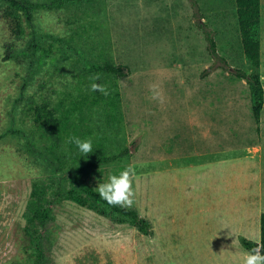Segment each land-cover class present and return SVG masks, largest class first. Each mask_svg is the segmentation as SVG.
<instances>
[{"label":"rangeland","instance_id":"obj_1","mask_svg":"<svg viewBox=\"0 0 264 264\" xmlns=\"http://www.w3.org/2000/svg\"><path fill=\"white\" fill-rule=\"evenodd\" d=\"M200 20L212 31L218 59ZM34 28L36 42L31 30L14 39L0 12V264L36 259L25 233L27 204L33 183L48 178L51 168L41 144L39 150L31 145L41 135L28 108L77 94L88 83L87 62L103 56L130 73L118 80L122 123L107 129L97 117L93 134L101 127L109 147L128 145L132 154L86 180L97 187L132 165L131 207L152 223L153 235L63 201L54 208L46 256L53 264H243L248 251L231 234L239 226L218 206L231 191L208 193L202 177L208 168H189L198 160L234 157L245 167L249 155L251 167L261 162L264 187V108L257 124L247 80L236 74L253 70L243 53L235 0H107L39 11ZM262 34L264 80V18ZM153 84L161 99H152ZM204 113L221 124L228 147L219 155L212 152L216 141L190 125Z\"/></svg>","mask_w":264,"mask_h":264},{"label":"trees","instance_id":"obj_2","mask_svg":"<svg viewBox=\"0 0 264 264\" xmlns=\"http://www.w3.org/2000/svg\"><path fill=\"white\" fill-rule=\"evenodd\" d=\"M104 1L107 0H0V12L14 39H23L31 30L36 42L39 32L34 24L39 11H59ZM235 3L243 53L253 70L251 73L239 70L236 74L247 80L251 92V111L255 122L260 124L264 108V87L260 74L261 0H235ZM194 5H197L195 1ZM199 26L205 32L210 53L218 59L217 43L212 31L201 20ZM13 48L14 44L8 46L10 51ZM96 73L101 75L97 83L105 85L110 95L103 96L90 91L92 81L88 79L85 88L79 89L77 94L68 95L57 104L49 101L41 104L33 102L28 108L41 135L31 145L38 149L41 144L39 153L45 156L51 168L48 178L33 183L27 204L25 233L33 250L32 256L36 258L34 264H53L46 256L45 244L51 237L49 225L55 218L54 208L63 201L92 210L115 224H128L146 235H153L152 223L136 208L109 205L93 190L96 187L86 180L94 170L122 163L132 154L128 145L109 147L106 143L108 138L101 127H98L99 135L93 134V124L97 117L103 119L107 129L122 123L124 116L118 80L128 76L130 69L103 56L87 62L86 74L91 76ZM71 136L82 140L91 139L92 152L86 156L75 145L66 144ZM239 241L248 252L258 245L264 247V213L261 215L260 243L243 236L239 237Z\"/></svg>","mask_w":264,"mask_h":264},{"label":"crops","instance_id":"obj_3","mask_svg":"<svg viewBox=\"0 0 264 264\" xmlns=\"http://www.w3.org/2000/svg\"><path fill=\"white\" fill-rule=\"evenodd\" d=\"M262 3L263 0H261V65L263 59L262 30L264 18V8ZM261 78L263 83V76H261ZM201 117H205V119L199 120L200 118L195 116L190 125H192V129L194 131L198 130L202 133L205 136L204 139L216 141V145L213 147L212 152H216L217 155H219L221 150H227L226 147H228V145L225 144V136L222 135L221 124L218 121L210 119L208 113L202 114ZM215 130L218 131L217 135H215ZM209 133L214 138H210ZM194 143L197 144V140ZM199 156L201 155L191 154L187 157L191 159H198L197 157ZM239 159L240 158L234 157L233 159L227 161L222 159L220 160L219 158H215L214 160H198L191 162L189 164V168L196 169L200 166L208 168L207 172L202 174V177L205 178L203 187L208 193L216 191L215 193L224 195L225 190L231 191L230 196L224 195L222 203L218 204V206L226 207L228 209L222 215L224 219L226 216H232L233 222L236 224V228L239 226L237 230L231 232L232 237L239 240V237L243 236L254 242L260 243L261 215L264 213V187L261 185L262 180H260V170L258 172L257 168L260 167L261 162L258 161L256 166L251 167L250 156L245 155V167H242L238 165L239 163L237 160ZM226 163L229 165H226ZM209 167L212 168V170L209 169ZM218 169L222 170V172L220 173ZM205 195H202L204 202L213 206L214 203L212 204L209 203L210 201H207L209 196ZM218 199H220V196ZM234 241L237 242V240Z\"/></svg>","mask_w":264,"mask_h":264},{"label":"clouds","instance_id":"obj_4","mask_svg":"<svg viewBox=\"0 0 264 264\" xmlns=\"http://www.w3.org/2000/svg\"><path fill=\"white\" fill-rule=\"evenodd\" d=\"M90 91L98 92L103 96L110 95L108 88L97 81L101 80L99 73L89 76ZM153 95L152 99H161L158 91L159 86L153 84L150 86ZM66 144L75 145L80 153L89 155L93 150L91 139L82 140L77 136H71ZM136 176L135 168L132 165L126 167L119 175H112L108 182L99 183L93 190L98 193L100 199L106 201L109 205L120 207H131L134 203L135 192L133 189V180ZM236 243V241H235ZM264 247L257 246L244 254L243 264H264Z\"/></svg>","mask_w":264,"mask_h":264}]
</instances>
